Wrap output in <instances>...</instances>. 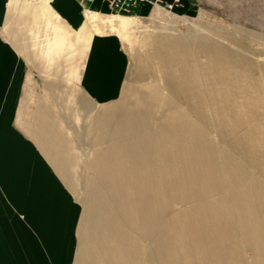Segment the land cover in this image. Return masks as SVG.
I'll list each match as a JSON object with an SVG mask.
<instances>
[{"label":"rangeland","instance_id":"obj_1","mask_svg":"<svg viewBox=\"0 0 264 264\" xmlns=\"http://www.w3.org/2000/svg\"><path fill=\"white\" fill-rule=\"evenodd\" d=\"M170 1L144 17H98L112 18L113 29L85 21L71 30L21 0L32 17L2 30L38 95L64 84L67 101H78L49 103L62 135L68 223L79 217L73 264H264V162L246 144L244 158L229 147L247 128L264 136V0ZM93 34L117 36L127 60L119 97L94 107L78 84ZM214 47L230 62L242 56L226 72L243 77L231 99L205 66L202 50ZM183 60L189 97L176 93ZM242 88L246 96L234 94Z\"/></svg>","mask_w":264,"mask_h":264},{"label":"crops","instance_id":"obj_2","mask_svg":"<svg viewBox=\"0 0 264 264\" xmlns=\"http://www.w3.org/2000/svg\"><path fill=\"white\" fill-rule=\"evenodd\" d=\"M20 1L0 0V264H73L79 217L76 213L68 223L67 192L61 185L66 184L61 175L66 166L57 146L62 135L49 103L78 101H67L71 94L64 91V84L46 86L44 95L35 92L36 84L24 70L25 60L2 34L10 19L19 23L32 17L23 13L25 8L21 12ZM36 4L71 30L83 27L87 13L102 18L115 12L102 0H36ZM151 9L137 5L128 13L144 17ZM126 64L117 36L93 34L78 80L81 96L92 107L117 99Z\"/></svg>","mask_w":264,"mask_h":264},{"label":"bare ground","instance_id":"obj_3","mask_svg":"<svg viewBox=\"0 0 264 264\" xmlns=\"http://www.w3.org/2000/svg\"><path fill=\"white\" fill-rule=\"evenodd\" d=\"M137 5L138 4H136L135 6H133L131 8H135ZM131 8L129 10H127V11H123L121 9H117L116 10L114 8L113 9L111 8V10H114L115 12H118V13L119 12L120 13H128L131 10ZM85 17H86L85 19H86V21H88V23H92V21H94V23L97 22L99 24H104L105 26H108L109 29H113L115 27V25L113 24V19L112 18L106 17L105 20L101 21V20L98 19V16L93 15V14H88V13L86 14ZM119 24H120V26L125 25L124 21H122V20L119 22ZM207 50H208L207 48H204L202 50V52H203L202 56H203V58L205 60V64H206L205 66L208 68V71H210L213 74L212 75V81H213V83H215V84H217L219 86V91L223 94V97H227L228 99H231V94L229 93L230 92L229 90L232 88L233 84L235 82H237V80H239V79L242 80L243 77L241 75L239 76L238 74H234L233 73V75L229 78L228 77L229 75H226V72L230 68L238 67L240 65V63L242 62V56H235L234 55L235 61L234 62H230L228 59L225 58V54L226 53L223 52L224 54H221V51H222L221 48H215L214 47L213 51H211V50L207 51ZM188 66H189L188 63L185 60H183L182 68H181V74H180L181 78L184 76L183 74H187L189 72V67ZM188 76H190V75H188ZM184 77H183V79H180L182 82H180V85L177 86L176 93L180 96V93L182 92V93H184V95L189 97V95H190V87L187 88V91L185 90V88H184V87H186L185 84H188V83H184ZM186 80H187V77H186ZM254 86H255L256 90L259 87L257 82L254 83ZM245 92H246V89L242 88L241 90L238 91V93L236 92L234 94L235 95H239V96L240 95L241 96H246ZM259 93H260V91H259ZM177 94H176V96H178ZM209 94L210 93L207 92L205 95L209 96ZM188 97H185V98H188ZM258 98L259 99H257V100L259 101V104L264 109V96L261 95V97H260V94H259ZM245 106H246L245 108L248 109V112L251 114L252 111L250 110L248 104H246ZM186 108H187L188 112H192L193 111V109L190 108L189 106H186ZM198 120H200V122L202 123L201 119H198ZM256 123H257V126H258L259 123L257 121H256ZM261 128L264 130V126L261 127ZM231 129L234 132L237 131L238 133L241 131L242 127L240 126V123L237 121V119L234 120V123H233ZM258 131L259 130L257 129V127L256 128H254V127L253 128H247L245 130V132L241 133L237 138L231 139L229 147L232 150H234L236 154H238L242 158H244V157H246L248 155V153H244V151L242 150V146H244L246 144V145H248V148L253 153H255L257 155V158L260 156V158H262L263 160H261L260 158L259 159L262 162H264V156H263V154L261 152V148H262L261 145L262 144L264 145V136L262 135V132L259 133Z\"/></svg>","mask_w":264,"mask_h":264},{"label":"built area","instance_id":"obj_4","mask_svg":"<svg viewBox=\"0 0 264 264\" xmlns=\"http://www.w3.org/2000/svg\"><path fill=\"white\" fill-rule=\"evenodd\" d=\"M109 4V6L113 9H121L123 11L129 10L131 7L138 5H149L151 7H157L161 5V0H102ZM165 9L169 12L172 11V7L170 5H166Z\"/></svg>","mask_w":264,"mask_h":264}]
</instances>
